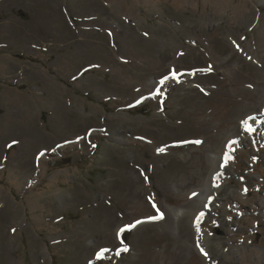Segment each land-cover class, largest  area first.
<instances>
[{
    "label": "rangeland",
    "instance_id": "rangeland-1",
    "mask_svg": "<svg viewBox=\"0 0 264 264\" xmlns=\"http://www.w3.org/2000/svg\"><path fill=\"white\" fill-rule=\"evenodd\" d=\"M0 264H264V0H0Z\"/></svg>",
    "mask_w": 264,
    "mask_h": 264
},
{
    "label": "bare ground",
    "instance_id": "bare-ground-1",
    "mask_svg": "<svg viewBox=\"0 0 264 264\" xmlns=\"http://www.w3.org/2000/svg\"><path fill=\"white\" fill-rule=\"evenodd\" d=\"M100 15H101V14H100ZM97 16H98V15H97ZM131 37H132V36H131ZM102 61H103V62H109L110 60L108 61L107 58H103ZM123 65H124V64H123ZM179 68H180V67H179ZM181 68H182V67H181ZM171 69H172V72H173V71L175 72V70H177L178 68H177V66H174V67L171 66ZM143 70H144V69H143ZM140 71H141V70H140ZM182 71H183V70H182ZM139 74H140V73H139ZM140 76H141V75H140ZM160 76H161V75H160ZM191 97H192V96H191ZM190 99H191V98H190ZM226 103H227V102H226ZM222 104H223V103H222ZM223 107H224V106H223ZM221 108H222V106H221ZM222 109H223V108H222ZM222 109H221V110H222ZM226 109H227V108H226ZM222 112H223V111H222ZM228 112H229V111H228ZM204 113H205V112H204ZM217 114H218V113H217ZM226 114H227V113H226ZM226 116H227V115H226ZM69 131H70V130H69ZM68 133H69V132H68ZM66 135H67V134H66ZM150 138H151V137H150ZM17 140H18V139H17ZM178 140H179V139H178ZM15 143H16V142H15ZM4 147H5V146H4ZM223 147H224V146H223ZM221 151H223V148H220L219 153H220ZM220 156H221V161H223V162H225V163H226V162L228 161V159H229V158H227V157H226L227 159L224 158V151H223V153L220 154ZM219 165H220V164H219ZM219 170H220V169H219ZM214 172H215V171H214ZM212 177H213V176H211V178H212ZM209 181H210V179H209ZM211 181H212V180H211ZM218 188H219V187H215V188H213V189L211 190V193L218 192V191H219ZM126 200H127V199H126L125 196H124V198H123V202H122V203L124 204V203L126 202ZM210 202H211V199H208V200H207V203H206V206L203 205L202 209H209V208H210L209 206H211V203H210ZM128 205H129V203H128V201H127V205H126V206H128ZM130 206H131V205H130ZM107 207H108V206H107ZM200 211H201V210H200ZM195 221H196V220H195Z\"/></svg>",
    "mask_w": 264,
    "mask_h": 264
},
{
    "label": "snow or ice",
    "instance_id": "snow-or-ice-1",
    "mask_svg": "<svg viewBox=\"0 0 264 264\" xmlns=\"http://www.w3.org/2000/svg\"><path fill=\"white\" fill-rule=\"evenodd\" d=\"M245 126H246V129H247L248 131H252V130H253L249 125H247L246 122H245ZM14 143H15V142H14ZM196 143H200V141H196ZM161 151H163V149H161ZM216 186L218 187L219 185H216ZM153 207H156V205L154 204ZM156 210H157V212L159 213V208H157ZM201 215H203V214H201ZM158 218H163V213H160V214H159V217H153L152 219H158ZM138 223H139V222H138ZM134 226H135V225H132V227H134ZM122 231H123V230H122ZM124 250L127 251V248H125ZM201 251H203V249H201ZM98 255L102 256V255H103V252L99 253ZM205 255H207V253H205Z\"/></svg>",
    "mask_w": 264,
    "mask_h": 264
}]
</instances>
